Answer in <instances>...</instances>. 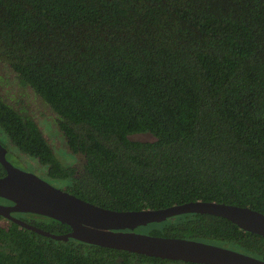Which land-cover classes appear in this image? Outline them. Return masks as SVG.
I'll return each instance as SVG.
<instances>
[{"label": "trees", "instance_id": "16d2710c", "mask_svg": "<svg viewBox=\"0 0 264 264\" xmlns=\"http://www.w3.org/2000/svg\"><path fill=\"white\" fill-rule=\"evenodd\" d=\"M0 144L105 209L202 201L264 214V0H0ZM147 234L264 261V237L216 216ZM0 264L195 263L59 241L0 216Z\"/></svg>", "mask_w": 264, "mask_h": 264}, {"label": "water", "instance_id": "95a60500", "mask_svg": "<svg viewBox=\"0 0 264 264\" xmlns=\"http://www.w3.org/2000/svg\"><path fill=\"white\" fill-rule=\"evenodd\" d=\"M0 163L7 175L0 178V216L55 240L70 238L104 248L190 262L195 264H264V261L230 249L179 238H163L137 233L143 227L161 224L187 214H202L226 219L241 230L264 237V214L216 202H192L163 210L118 212L105 209L58 189L35 174L22 171L6 158L0 144ZM13 213L42 215L71 227L67 235H52L22 221Z\"/></svg>", "mask_w": 264, "mask_h": 264}, {"label": "flooded vegetation", "instance_id": "af4514ba", "mask_svg": "<svg viewBox=\"0 0 264 264\" xmlns=\"http://www.w3.org/2000/svg\"><path fill=\"white\" fill-rule=\"evenodd\" d=\"M2 146V145H1ZM6 150V149H5ZM9 157V158H8ZM6 158H7V160L8 159H11V160H8L13 166H15L16 168H18L17 167V165H15V163H18V164H20V165H24V166H26V167H30V168H32L36 173H34V171L33 172H28V173H32V174H39L38 173V169H37V166H36V164L33 162V161H31V160H29V159H27L26 157H24V156H22V155H17V154H15V155H13V154H10L9 152H8V150H6ZM19 169V168H18ZM21 170V169H20ZM23 171V170H22ZM7 172V171H6ZM26 172V171H25ZM38 176V175H37ZM39 177V176H38ZM40 178H42V177H40ZM43 180H45L44 178H42ZM46 181V180H45ZM46 182H48V181H46ZM49 183V182H48ZM53 186V185H52ZM0 204L1 205H8V204H2V202L0 201Z\"/></svg>", "mask_w": 264, "mask_h": 264}, {"label": "rangeland", "instance_id": "374dc122", "mask_svg": "<svg viewBox=\"0 0 264 264\" xmlns=\"http://www.w3.org/2000/svg\"><path fill=\"white\" fill-rule=\"evenodd\" d=\"M6 140V139H5ZM54 143L57 145V146H59L58 144H57V140L56 139H54ZM11 160V159H10ZM12 161V160H11ZM15 165H17V167L19 168V169H21V170H23V171H26V172H33L34 170L32 169V168H30V167H26V166H22V165H20V164H18V163H15ZM34 173H36L35 171H34ZM36 175H38L39 177H42L41 175H39V174H36ZM51 185H53L54 187H56V188H58V189H61V190H63L64 189V187H62L61 185H59L57 182L56 183H54V182H49ZM25 218L24 219H26L27 218V216H24ZM31 217H33L34 218V221H38V220H43L42 218H40V217H37V216H30V218ZM150 227V226H149ZM147 229H148V227H143V228H140V233L141 234H147Z\"/></svg>", "mask_w": 264, "mask_h": 264}]
</instances>
